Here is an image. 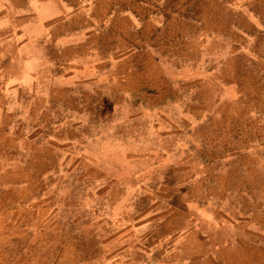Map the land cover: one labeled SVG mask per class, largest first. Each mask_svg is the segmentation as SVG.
<instances>
[{"label":"rangeland","instance_id":"rangeland-1","mask_svg":"<svg viewBox=\"0 0 264 264\" xmlns=\"http://www.w3.org/2000/svg\"><path fill=\"white\" fill-rule=\"evenodd\" d=\"M229 1L191 4L221 16L198 20L220 33L190 22L187 35L152 36L191 64L181 92L170 79L157 96L124 97L99 67L87 82H54L67 69L53 67L30 83L0 71V264H198L182 236L205 161L264 156V0L236 15Z\"/></svg>","mask_w":264,"mask_h":264},{"label":"crops","instance_id":"crops-1","mask_svg":"<svg viewBox=\"0 0 264 264\" xmlns=\"http://www.w3.org/2000/svg\"><path fill=\"white\" fill-rule=\"evenodd\" d=\"M197 2L201 0H0L1 74L12 83H30L53 67L67 69L54 82H87L86 76L97 74L94 68L99 67L103 80L121 84L124 97L159 94V83L170 79L181 92L184 83L195 81L191 64L162 56L152 36L166 27L187 35L190 22L198 35L220 33L200 29L198 20L221 16L194 10L191 4ZM229 2L225 8L236 15L245 0ZM162 3L167 7H157ZM211 3L222 5L223 0ZM246 15L253 18L251 10ZM205 162L197 175L198 184L205 183V195L201 203L187 204L198 218L186 224L185 250L196 255L198 264H264V156L247 150Z\"/></svg>","mask_w":264,"mask_h":264}]
</instances>
